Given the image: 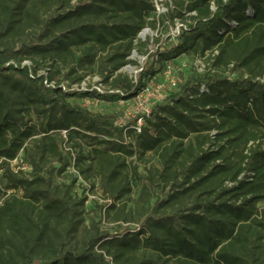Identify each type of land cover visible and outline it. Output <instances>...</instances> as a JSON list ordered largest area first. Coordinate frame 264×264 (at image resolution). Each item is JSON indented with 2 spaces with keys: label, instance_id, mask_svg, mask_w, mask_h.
I'll return each instance as SVG.
<instances>
[{
  "label": "trees",
  "instance_id": "1",
  "mask_svg": "<svg viewBox=\"0 0 264 264\" xmlns=\"http://www.w3.org/2000/svg\"><path fill=\"white\" fill-rule=\"evenodd\" d=\"M163 5L0 0V264H264V0ZM176 21L173 48L143 52L146 30ZM134 53L151 63L130 79ZM188 54L216 73L141 127L86 107L135 101ZM148 155L160 169L141 177L130 161ZM79 179L105 201L89 225Z\"/></svg>",
  "mask_w": 264,
  "mask_h": 264
},
{
  "label": "rangeland",
  "instance_id": "2",
  "mask_svg": "<svg viewBox=\"0 0 264 264\" xmlns=\"http://www.w3.org/2000/svg\"><path fill=\"white\" fill-rule=\"evenodd\" d=\"M160 10L162 13L161 7ZM167 12L162 15L167 14ZM166 27L167 28H162L161 26H157L155 29L149 28L139 37V40L145 45L143 52L156 53L161 50V47H164V49H171L175 46V40L172 36L175 32L176 26L166 24ZM130 60L134 62L135 65H130L121 71L122 75H125L130 79H136L146 65L151 63L149 57L146 55H139L138 53H134ZM215 73L216 71L212 68V58L207 57L206 59H202L197 55L188 54L172 62L165 74H157L153 76L149 84L150 98L145 97L138 101L120 103L118 105L94 101L87 103L86 107L103 115L120 114L125 119L124 123H133L143 115L149 114L156 105L164 103L169 97L179 95L181 89L188 83H195L198 79H204L207 75ZM82 74L84 73L81 72L80 75ZM226 76H228V73ZM84 83L86 87H92L93 89L101 91L108 90V87L100 84V78L97 76L88 77ZM130 163L132 164V168L137 169V173L141 177L146 176L149 170L160 169L159 163L151 155L142 159L138 156L131 160ZM53 167L57 168L58 166L53 165ZM71 183V175L56 179V184L58 185H71ZM89 188L90 185L87 182L83 179H79V184L73 191L75 196L79 198L84 196L88 199L85 208L87 225L90 224L91 220H97V206L105 204L102 194L96 190L92 194L89 192ZM137 197L138 194H134L130 202H128L130 208L134 207L138 201ZM101 228L104 231L109 232H112L114 229L113 226L108 224H103Z\"/></svg>",
  "mask_w": 264,
  "mask_h": 264
},
{
  "label": "built area",
  "instance_id": "3",
  "mask_svg": "<svg viewBox=\"0 0 264 264\" xmlns=\"http://www.w3.org/2000/svg\"><path fill=\"white\" fill-rule=\"evenodd\" d=\"M166 1H169V0H154V5H155V8H156V11H157V15H158V16H162V14H164V13L167 12V9H166V8L164 7V5H163ZM160 7L162 8V13H161ZM175 26H176V29H175V32H174V34H173V36H172L174 40H175V39H176V38H177V37H178V36H179L184 30L187 29V26L181 24L179 21H176ZM149 88H150V86L148 87V89H147L144 93L140 94V95L137 97V99H136L135 101L141 100V99H143V98H145V97L150 98V89H149ZM97 90H98V89H97ZM201 91H202V92H205V89L202 88ZM149 115H150V113L147 114V115H143V116H149ZM143 116H142V117H143ZM137 124H138V128L142 126L143 121L141 120V118L138 120ZM138 131H139V129H138ZM139 133H140V131H139Z\"/></svg>",
  "mask_w": 264,
  "mask_h": 264
}]
</instances>
